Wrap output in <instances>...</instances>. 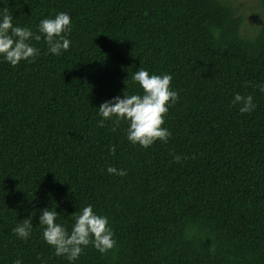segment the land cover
Here are the masks:
<instances>
[{
    "label": "trees",
    "instance_id": "16d2710c",
    "mask_svg": "<svg viewBox=\"0 0 264 264\" xmlns=\"http://www.w3.org/2000/svg\"><path fill=\"white\" fill-rule=\"evenodd\" d=\"M254 33L228 0H0L13 24L70 16V46L15 67L0 59V264H69L42 239L87 205L115 244L73 264H264V0ZM172 76L167 143L132 145L99 105L138 93L131 74ZM251 95L241 114L234 94ZM181 157L179 162L173 156ZM108 167L126 175L107 173ZM32 215L27 240L12 229Z\"/></svg>",
    "mask_w": 264,
    "mask_h": 264
},
{
    "label": "clouds",
    "instance_id": "9594fccd",
    "mask_svg": "<svg viewBox=\"0 0 264 264\" xmlns=\"http://www.w3.org/2000/svg\"><path fill=\"white\" fill-rule=\"evenodd\" d=\"M13 16L7 8L0 9V59L15 67L21 61L31 62L39 55L40 49L32 46L31 42L43 39L47 46V53L59 56L67 51L70 40L67 38L71 30L70 16L65 12L57 13L53 18L41 19L36 32L31 28L20 27L13 24ZM172 76L169 74H149L143 68L133 72L130 82L138 89V93L115 96L103 101L97 115L101 118L99 123L103 126L106 120L123 121L126 139L132 145L149 148L159 140L167 143L171 133L162 127L164 117L170 107L175 105L178 93L170 89ZM259 91L264 93V83L258 85ZM233 105H240L241 114L250 113L255 109L251 95L242 96L234 94ZM180 156L174 155L173 160L179 162ZM107 173L118 176L126 175L124 170L113 167L106 169ZM32 215L21 220L12 232L20 239L27 240L32 231ZM57 211L51 208L40 210L38 217L39 226L42 227V239L54 249L57 257L64 256L69 264L76 261L84 247L90 243L100 253L113 248L115 241L113 232L108 226V218L93 212L92 205L84 206L71 214L73 223L69 231L62 223L58 222ZM13 264H22L16 259Z\"/></svg>",
    "mask_w": 264,
    "mask_h": 264
},
{
    "label": "rangeland",
    "instance_id": "374dc122",
    "mask_svg": "<svg viewBox=\"0 0 264 264\" xmlns=\"http://www.w3.org/2000/svg\"><path fill=\"white\" fill-rule=\"evenodd\" d=\"M238 8L239 14L244 18L243 33L251 35L258 26L259 14L257 0H228Z\"/></svg>",
    "mask_w": 264,
    "mask_h": 264
}]
</instances>
